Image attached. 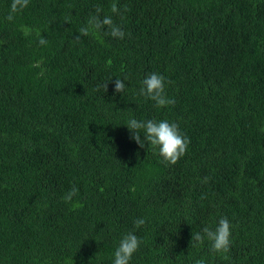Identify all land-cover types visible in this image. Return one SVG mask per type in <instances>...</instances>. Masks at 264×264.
I'll use <instances>...</instances> for the list:
<instances>
[{"label":"trees","instance_id":"trees-1","mask_svg":"<svg viewBox=\"0 0 264 264\" xmlns=\"http://www.w3.org/2000/svg\"><path fill=\"white\" fill-rule=\"evenodd\" d=\"M10 4L0 0V264H113L129 232L141 240L129 264H264V0H30L8 21ZM97 6L123 39L105 27L74 40ZM152 72L174 104L138 94ZM130 118L177 123L186 154L173 165L141 148ZM221 218L227 253L191 240Z\"/></svg>","mask_w":264,"mask_h":264},{"label":"clouds","instance_id":"clouds-1","mask_svg":"<svg viewBox=\"0 0 264 264\" xmlns=\"http://www.w3.org/2000/svg\"><path fill=\"white\" fill-rule=\"evenodd\" d=\"M30 0H11L10 9L8 15L5 17L8 21H13L15 14L23 11L28 7ZM111 13L119 14L120 8L116 2L111 4ZM128 9L125 8L124 11ZM102 8L97 6L95 8V14L91 15L87 21V26L79 29L78 35L75 36V41H80L82 36H88L90 29L96 31L103 30L107 27L108 31L106 35H110L114 38L123 39L125 36L119 24H116L111 16H101ZM27 31V29H26ZM40 45H46L47 39L42 36L38 40ZM111 78L108 80L110 81ZM108 81L102 85L105 92L107 91ZM168 84L171 81H167ZM142 87L139 89V95L144 96L152 101L158 107H166L174 104V100L170 99L166 95L165 90V77L156 72L149 73L142 81ZM125 82L121 79L114 81V92L122 93L125 89ZM127 128L132 133L131 139L134 140L141 148H144L145 142L150 143L159 150L160 156L164 161L169 164H175L177 161L186 154L188 145L190 143L189 138L182 134L179 125L175 122H169L168 120H137L130 118L127 123ZM141 132H143V139H141ZM207 180V177H205ZM78 188L72 186L71 189L64 195L65 201H71V199L78 194ZM145 224V219L140 218L134 221L135 227H140ZM231 229L232 224L227 218H221L218 221L215 229L209 226L203 227L200 232L191 236V240L202 244L205 240L211 242V248L215 252L227 253L230 250L231 244ZM141 244L140 238L134 233L129 232L122 237L119 241V246L114 252L113 264H129L133 254L138 250ZM197 264H204L201 259L197 261Z\"/></svg>","mask_w":264,"mask_h":264}]
</instances>
